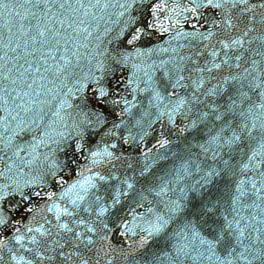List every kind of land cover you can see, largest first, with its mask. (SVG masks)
Returning <instances> with one entry per match:
<instances>
[{
  "label": "snow or ice",
  "instance_id": "snow-or-ice-1",
  "mask_svg": "<svg viewBox=\"0 0 264 264\" xmlns=\"http://www.w3.org/2000/svg\"><path fill=\"white\" fill-rule=\"evenodd\" d=\"M0 264H264V0H0Z\"/></svg>",
  "mask_w": 264,
  "mask_h": 264
}]
</instances>
